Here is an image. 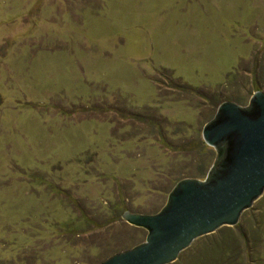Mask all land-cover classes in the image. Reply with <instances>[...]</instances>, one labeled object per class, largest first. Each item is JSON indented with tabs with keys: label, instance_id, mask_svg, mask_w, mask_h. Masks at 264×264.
I'll list each match as a JSON object with an SVG mask.
<instances>
[{
	"label": "rangeland",
	"instance_id": "1",
	"mask_svg": "<svg viewBox=\"0 0 264 264\" xmlns=\"http://www.w3.org/2000/svg\"><path fill=\"white\" fill-rule=\"evenodd\" d=\"M264 92V0H0V264H98L215 160ZM169 264H264V192Z\"/></svg>",
	"mask_w": 264,
	"mask_h": 264
},
{
	"label": "water",
	"instance_id": "2",
	"mask_svg": "<svg viewBox=\"0 0 264 264\" xmlns=\"http://www.w3.org/2000/svg\"><path fill=\"white\" fill-rule=\"evenodd\" d=\"M215 160L203 179L175 183L154 214L125 211L122 218L147 231L145 240L98 264H169L196 238L237 224L264 192V92L247 105L223 101L201 131Z\"/></svg>",
	"mask_w": 264,
	"mask_h": 264
}]
</instances>
